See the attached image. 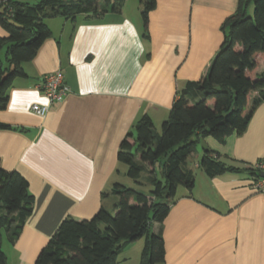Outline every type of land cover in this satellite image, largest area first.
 Returning a JSON list of instances; mask_svg holds the SVG:
<instances>
[{
    "label": "crops",
    "instance_id": "crops-1",
    "mask_svg": "<svg viewBox=\"0 0 264 264\" xmlns=\"http://www.w3.org/2000/svg\"><path fill=\"white\" fill-rule=\"evenodd\" d=\"M238 6L239 0H157L148 39L140 0H123L119 13L45 20L51 37L23 64L27 75L14 80L0 110V122L11 126L0 128L1 167L24 176L34 195L16 241L1 231L7 264H34L66 217L113 210L114 187L127 173L117 160L120 142L145 114L158 131L178 91L206 74L223 42L222 25ZM59 69L71 92L38 115L32 105L48 103L38 87L41 77ZM256 72H264L263 58ZM252 109L244 132L224 143L202 138L201 153L212 150L239 169L264 161V101ZM201 181L199 191L196 175L190 193L178 188L165 219L151 224L164 240L162 264H264V196L254 190L249 172L206 174ZM144 246V239L124 245L117 264H141Z\"/></svg>",
    "mask_w": 264,
    "mask_h": 264
},
{
    "label": "trees",
    "instance_id": "trees-1",
    "mask_svg": "<svg viewBox=\"0 0 264 264\" xmlns=\"http://www.w3.org/2000/svg\"><path fill=\"white\" fill-rule=\"evenodd\" d=\"M140 3L144 37L148 39L150 14L156 10L157 0ZM122 6L123 0H42L34 4L0 0V26L5 31L0 36V110L8 105L14 80L27 75L23 64L32 61L51 37L46 19H75L81 14L100 17L109 11L119 13ZM222 30V45L206 74L178 91L161 131L145 114L135 131L128 132L119 144L117 160L127 166V175L135 182H149V193L116 184L113 191L118 201L112 211L102 207L91 218L63 219L34 264H117L122 247L140 239L145 240L141 264L165 261L164 240L152 233L151 224L165 219L178 197V188L189 193L194 188L195 173L184 166L187 158L202 138L224 143L229 136L244 132L252 108L264 101V72H256L258 59H264V0H239ZM254 92L258 95L252 96ZM0 128L11 126L0 122ZM157 164L163 180L157 177ZM198 165L208 176L229 170L255 173L251 167L227 166L209 149L204 150ZM144 171L142 183L138 179ZM33 208L28 180L17 171L4 170L0 163V264H7L1 231L14 243Z\"/></svg>",
    "mask_w": 264,
    "mask_h": 264
},
{
    "label": "built area",
    "instance_id": "built-area-1",
    "mask_svg": "<svg viewBox=\"0 0 264 264\" xmlns=\"http://www.w3.org/2000/svg\"><path fill=\"white\" fill-rule=\"evenodd\" d=\"M38 87L47 98L48 103L44 105L35 103L32 105L31 109L41 116L48 113L50 105L62 103L71 92L65 74L60 69L42 75ZM251 168L255 171V173L251 175L252 186L257 193L264 196V176L261 175V173L264 172V161H258L252 165Z\"/></svg>",
    "mask_w": 264,
    "mask_h": 264
},
{
    "label": "rangeland",
    "instance_id": "rangeland-1",
    "mask_svg": "<svg viewBox=\"0 0 264 264\" xmlns=\"http://www.w3.org/2000/svg\"><path fill=\"white\" fill-rule=\"evenodd\" d=\"M37 2H40V0L37 1ZM37 2H35V3H37ZM252 12H253V9L250 8L249 9V14H252ZM161 125H162V123L160 125H158V127H157L158 128V132L161 131ZM202 143L203 142H201L200 144L197 145L195 152H193V155L189 156L187 158L186 162L184 163V166H186L187 168L189 166H191L192 170L194 171V173L196 175L197 183H198L197 184L198 185L197 186V191H199V188H200L199 183L202 182L201 181V178L206 177V174L204 173V171L200 167L197 166L198 165V162H199V160L201 158V154H202L201 153V151H202ZM161 170H162L161 167L157 164L156 165L157 177L160 180H163V175H162ZM144 176H146V171L142 172L140 178L138 179L142 183H144L143 180H142ZM121 181L124 182V183H122L123 185H125L127 187L134 188V189H136L138 191H141V192L149 193L150 189L152 188V186H150V184H149V182H147V180H145L146 181L145 184L137 183L132 178H130L127 175V173L126 174L125 173H122V175L120 176V182ZM203 185L205 186V189H207L206 184H203ZM196 194H197V192H196ZM164 201H168V199L167 198H164ZM2 235L5 236L4 230H2ZM132 257H134V256H132Z\"/></svg>",
    "mask_w": 264,
    "mask_h": 264
},
{
    "label": "water",
    "instance_id": "water-1",
    "mask_svg": "<svg viewBox=\"0 0 264 264\" xmlns=\"http://www.w3.org/2000/svg\"><path fill=\"white\" fill-rule=\"evenodd\" d=\"M261 175H262V176H264V172H263V173H261Z\"/></svg>",
    "mask_w": 264,
    "mask_h": 264
}]
</instances>
